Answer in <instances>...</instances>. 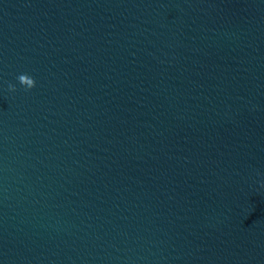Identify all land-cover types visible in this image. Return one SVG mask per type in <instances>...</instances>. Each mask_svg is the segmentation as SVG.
Wrapping results in <instances>:
<instances>
[{
	"label": "water",
	"instance_id": "95a60500",
	"mask_svg": "<svg viewBox=\"0 0 264 264\" xmlns=\"http://www.w3.org/2000/svg\"><path fill=\"white\" fill-rule=\"evenodd\" d=\"M0 264H264V0H0Z\"/></svg>",
	"mask_w": 264,
	"mask_h": 264
},
{
	"label": "clouds",
	"instance_id": "9594fccd",
	"mask_svg": "<svg viewBox=\"0 0 264 264\" xmlns=\"http://www.w3.org/2000/svg\"><path fill=\"white\" fill-rule=\"evenodd\" d=\"M18 80L21 85L25 86L26 89H31L35 87L36 81L33 77L29 76L28 74H21L18 76ZM11 89H14V85H9Z\"/></svg>",
	"mask_w": 264,
	"mask_h": 264
}]
</instances>
